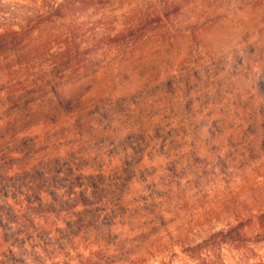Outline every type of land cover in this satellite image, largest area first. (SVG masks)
<instances>
[{"label":"trees","instance_id":"16d2710c","mask_svg":"<svg viewBox=\"0 0 264 264\" xmlns=\"http://www.w3.org/2000/svg\"><path fill=\"white\" fill-rule=\"evenodd\" d=\"M29 2L32 16L0 30V264H145L167 249L164 238L179 244L182 264H228V253L234 264H264V211L235 217L196 244L179 232L172 240L187 206L202 201L208 219L196 220L213 223L214 210L227 207L210 213L208 194L264 167V66L254 78L237 55L212 61L203 72L207 85L193 98L187 93L201 80L196 67L205 68L195 59L145 85L154 105L186 88L183 112L198 105L199 121L163 123L146 113L144 123L114 126L113 104L115 116L126 117L121 105L131 99L97 94L85 101L63 88L88 67L76 59V20L106 0ZM166 8L176 12L171 4L155 7L114 35L98 23L93 46L114 42L122 56L164 32ZM55 28L52 56L48 41L30 48L34 33Z\"/></svg>","mask_w":264,"mask_h":264},{"label":"rangeland","instance_id":"374dc122","mask_svg":"<svg viewBox=\"0 0 264 264\" xmlns=\"http://www.w3.org/2000/svg\"><path fill=\"white\" fill-rule=\"evenodd\" d=\"M169 4L176 7V12L171 13V9L166 8L169 20L163 22L161 31L167 33H156L155 37L145 39L124 51L122 56L117 52L118 44L114 42L99 43L98 49L93 46L91 33L94 28L98 29V23L105 22L114 35L124 30L128 22L144 19L155 7L164 9ZM29 16H32L29 0H0V30L10 25L11 29H16V24L22 23ZM76 23L82 27L75 36L82 40L81 44H78V40L73 44L78 46L76 59L81 65L88 67L71 76L70 81L63 86L64 93H79L85 101L97 94L107 96L104 99L109 98L111 101L119 95L127 100L131 99L132 104L122 102L121 105L123 110L128 109L126 117L122 113L115 116L118 108L113 104L109 113L112 114L111 120H118H112L111 124L114 126L121 122L144 123L146 113L152 121L163 123L199 121L202 116L195 111L198 105L193 106L190 114L183 112L186 88H181L180 91L177 89L178 92L170 95V98L157 101L154 105L151 104L153 100L147 91L148 86L145 85L158 75L176 74L180 66L191 64L195 59L202 62L205 68L196 67L201 80L196 83V88L192 87L187 93L193 98L207 85L205 81L208 78H205L203 72L213 69L212 61L227 59L232 62V57L237 55L243 59V67L251 69L252 75L251 72L248 74L254 78L264 66V0H106L104 4L81 11ZM57 34L59 31L56 28L34 33L30 48L33 49L42 41H48L49 54L52 56L57 50V41H60L55 38ZM244 86L245 80H241L240 87ZM225 100L223 98L217 102V106H222ZM125 127L124 124L123 129ZM232 178L233 181L229 184L219 185L207 196L209 212L220 203L226 204L227 211L214 210L219 213V217L213 219L211 224H202L197 218L198 215L208 218L202 201L195 200L184 211V223L176 226L177 228L173 227L176 229L172 240H176L179 232L178 235L182 237L181 240L184 239L185 244H196L209 231L219 230L233 223L235 217H246L264 211V167L247 172L241 177L233 175ZM210 216L213 217L211 214ZM166 240L163 239V245L167 249L162 250L165 254L163 252L145 264H161L166 256L168 257L163 260L164 263L182 264L181 247L173 241L166 243ZM256 253L262 254V248L255 249ZM226 260L228 264L237 261L233 253L226 254ZM97 264L106 263L101 260Z\"/></svg>","mask_w":264,"mask_h":264}]
</instances>
